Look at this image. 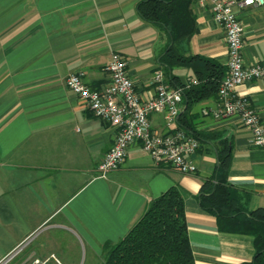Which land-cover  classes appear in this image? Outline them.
I'll list each match as a JSON object with an SVG mask.
<instances>
[{
	"label": "crops",
	"instance_id": "crops-1",
	"mask_svg": "<svg viewBox=\"0 0 264 264\" xmlns=\"http://www.w3.org/2000/svg\"><path fill=\"white\" fill-rule=\"evenodd\" d=\"M141 1L0 0V259L18 248L10 264H103L104 246L119 242L147 205L172 187L183 197L194 264L253 259V237L220 231L197 201L216 167L218 143L226 140L227 182L245 195L247 212L264 209V147L252 146L235 118L203 114L215 108L216 98L188 113L194 131L218 135L201 141L191 157L194 174L156 164L133 143L117 170L97 177L116 130L92 116L66 79L82 73L89 88L100 90L109 82L110 55L118 53L140 98L153 97L168 35L140 18ZM190 12L195 33L177 45L178 52L226 67L225 35L211 4L195 0ZM236 14L244 63L264 62V7ZM171 74L182 85L195 79L185 67ZM235 92L264 122V80L245 82ZM185 108L182 102L181 113ZM150 123L152 132L164 133L162 114L150 115Z\"/></svg>",
	"mask_w": 264,
	"mask_h": 264
},
{
	"label": "trees",
	"instance_id": "trees-1",
	"mask_svg": "<svg viewBox=\"0 0 264 264\" xmlns=\"http://www.w3.org/2000/svg\"><path fill=\"white\" fill-rule=\"evenodd\" d=\"M194 1L142 0L136 11L142 20L158 26L168 35L166 51L159 61L168 83L173 87L184 86L171 74L175 67L189 68L198 82L183 91L186 109L178 116L177 125L200 145L201 141L215 139L218 135L194 131L188 113L193 105L216 98L226 67L204 57H185L177 50L181 41L188 40L195 33V22L190 12ZM218 144L217 164L211 177L200 188L198 204L216 218L220 231L253 237L254 257L240 264H264V209L246 211L243 204L245 195L227 182L231 158L229 143L221 140ZM183 202L175 187L153 199L119 242L104 246L103 264H194Z\"/></svg>",
	"mask_w": 264,
	"mask_h": 264
},
{
	"label": "built area",
	"instance_id": "built-area-1",
	"mask_svg": "<svg viewBox=\"0 0 264 264\" xmlns=\"http://www.w3.org/2000/svg\"><path fill=\"white\" fill-rule=\"evenodd\" d=\"M211 4L213 21L222 27L227 49L226 73L216 95V106L208 113L214 119L235 118L250 133L249 143L264 147V122L261 121L250 102L238 96L236 87L251 81L264 80V62L245 64L242 57V24L237 10L264 7V0H197ZM126 61L112 53L105 66L109 82L100 90L89 88L82 73L70 74L66 87L82 100L92 116L116 130L112 147L97 167V177L104 179L123 163L129 146L139 143L156 164H167L182 174H194L192 163L199 142L190 133L178 128L183 91L198 84L196 79L183 87L171 86L162 71L153 75L154 95L142 100L133 81L126 72ZM160 113L164 119V133L152 132L150 115ZM18 248L0 259V264H10Z\"/></svg>",
	"mask_w": 264,
	"mask_h": 264
},
{
	"label": "water",
	"instance_id": "water-1",
	"mask_svg": "<svg viewBox=\"0 0 264 264\" xmlns=\"http://www.w3.org/2000/svg\"><path fill=\"white\" fill-rule=\"evenodd\" d=\"M186 109V108H185Z\"/></svg>",
	"mask_w": 264,
	"mask_h": 264
}]
</instances>
